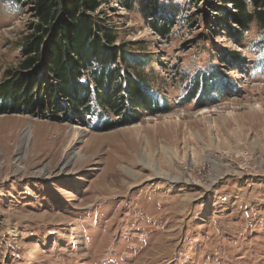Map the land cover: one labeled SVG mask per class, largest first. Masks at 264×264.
Masks as SVG:
<instances>
[{
    "label": "rangeland",
    "instance_id": "rangeland-1",
    "mask_svg": "<svg viewBox=\"0 0 264 264\" xmlns=\"http://www.w3.org/2000/svg\"><path fill=\"white\" fill-rule=\"evenodd\" d=\"M125 1L94 15L116 45L153 57L146 71L167 108L135 110L131 124L106 112L97 128L77 111L54 120L37 100L35 112L0 109V264H264L262 29L251 23L242 39L223 29L217 15L232 6L217 0H155L165 6L152 12ZM22 3L0 2V84L35 19ZM231 51L241 57L224 63ZM211 64L225 90L190 100L186 77Z\"/></svg>",
    "mask_w": 264,
    "mask_h": 264
},
{
    "label": "trees",
    "instance_id": "trees-1",
    "mask_svg": "<svg viewBox=\"0 0 264 264\" xmlns=\"http://www.w3.org/2000/svg\"><path fill=\"white\" fill-rule=\"evenodd\" d=\"M4 1L10 11L23 8V0H0ZM106 1L28 0L34 4L31 9L35 19L30 23L31 33L20 43L24 57L18 70H8L7 77L13 78L0 84V109L3 112H23V106L35 112L34 101L37 100L43 103L41 107L45 108L48 104L54 108L52 115L47 114L54 120H58L59 114L65 110L72 113L77 111L89 126L97 128L106 112L123 115L124 123L131 124L139 118L133 116L135 110H148L151 113L165 111L167 107H161L153 81L146 71L153 57L142 51H132L126 45H116L117 32L102 24L94 15ZM188 1L198 6V0ZM217 1L221 6H232V10L220 9L221 15H217L216 19L218 25L242 39L250 24L255 22L263 35L254 44L256 51L263 53L264 0H249L250 3L247 0ZM136 3L150 12L165 6L155 0H149L148 3L145 0L125 1L131 9ZM178 11L171 13L177 14ZM232 21L241 29H234ZM153 27L168 37L169 29L165 24L155 21ZM228 57L235 61L241 57V53H223L224 63H229ZM259 66L264 69V58ZM30 69H33L35 77L20 78L19 71L27 72ZM224 77L222 70L214 64L204 71L196 69L194 74L186 77L188 87L185 93L190 100L199 94L201 99L209 97L210 103H213V96L225 90ZM26 80L29 84L25 91ZM97 115L99 119L91 125V120ZM117 126L120 123L106 122L105 127Z\"/></svg>",
    "mask_w": 264,
    "mask_h": 264
},
{
    "label": "bare ground",
    "instance_id": "bare-ground-1",
    "mask_svg": "<svg viewBox=\"0 0 264 264\" xmlns=\"http://www.w3.org/2000/svg\"><path fill=\"white\" fill-rule=\"evenodd\" d=\"M75 128L80 129V130L82 129L80 126H76Z\"/></svg>",
    "mask_w": 264,
    "mask_h": 264
}]
</instances>
